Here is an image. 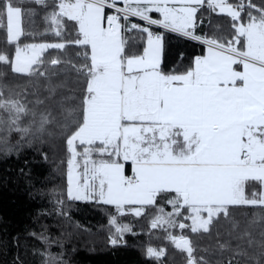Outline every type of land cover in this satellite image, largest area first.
Here are the masks:
<instances>
[{
    "label": "snow or ice",
    "instance_id": "6c2138e0",
    "mask_svg": "<svg viewBox=\"0 0 264 264\" xmlns=\"http://www.w3.org/2000/svg\"><path fill=\"white\" fill-rule=\"evenodd\" d=\"M205 12L227 18L228 34L209 35ZM35 15L22 0H0V30L12 46L0 50V65L43 78L53 95L61 65L82 82L57 125L67 154L66 197L114 208L109 243L135 234L117 216L146 212L186 264H208L190 234H211L221 220L237 241L250 237L234 210L264 209V0H55L41 35L57 39L22 43L32 35L25 20ZM167 34L203 45L205 54L183 72L166 70ZM69 48L78 63L61 58ZM0 109L9 114L7 131L28 133L20 124L27 107L2 89ZM51 122L42 117L41 130ZM165 254L146 248L160 264Z\"/></svg>",
    "mask_w": 264,
    "mask_h": 264
},
{
    "label": "trees",
    "instance_id": "16d2710c",
    "mask_svg": "<svg viewBox=\"0 0 264 264\" xmlns=\"http://www.w3.org/2000/svg\"><path fill=\"white\" fill-rule=\"evenodd\" d=\"M47 2L49 7L42 8L31 0H22L25 9L36 11L33 23L25 20L26 32L45 36L41 35L47 27L42 17L55 0ZM254 2L259 4L261 0ZM203 18L209 35L228 34L227 18L207 12ZM208 19L212 25L207 24ZM32 35H25L23 43L34 42ZM38 41L52 39L43 37ZM140 47L137 43L134 51ZM0 50L12 51V46L5 45L2 30ZM74 52V48H69L67 55H60L78 63ZM202 54L205 47L197 42L175 34L165 36L164 65L168 71L183 72L193 57ZM60 69L54 78L59 86L53 95L43 78L19 76L8 66L0 65V89L27 107L20 124L29 129L27 134L7 131L9 114L0 109V264H160L147 257L148 246L165 251L163 264H186L185 254L169 243L166 233L150 227L149 212L141 217L117 216L118 222L131 225L135 234H126L123 243L114 247L109 243V221L117 215L114 208L67 199V154L57 125L63 120L65 109L77 103L75 98L81 94L82 82L70 67L61 65ZM44 116L52 122L41 130ZM43 153L47 158H43ZM234 219L250 237L237 241L231 223L221 220L211 234H190L197 255L208 264H228L229 260L232 264H264V209L239 208L234 210ZM249 238L253 241L251 246L247 243ZM226 241H230V246L221 249L220 244ZM241 251L244 254L238 255Z\"/></svg>",
    "mask_w": 264,
    "mask_h": 264
},
{
    "label": "rangeland",
    "instance_id": "374dc122",
    "mask_svg": "<svg viewBox=\"0 0 264 264\" xmlns=\"http://www.w3.org/2000/svg\"><path fill=\"white\" fill-rule=\"evenodd\" d=\"M43 37H47V38H49V39H52V41H54V40H56L57 38L56 37H54V36H52V35H45V36H37L36 34H34V35H32L31 36V39H32V41H34V42H40V41H38L39 39H41V38H43ZM24 37H22L21 38V42L23 43L25 40L23 39Z\"/></svg>",
    "mask_w": 264,
    "mask_h": 264
},
{
    "label": "built area",
    "instance_id": "2783aa9c",
    "mask_svg": "<svg viewBox=\"0 0 264 264\" xmlns=\"http://www.w3.org/2000/svg\"><path fill=\"white\" fill-rule=\"evenodd\" d=\"M133 19H135V18H133ZM137 22H139V21H137ZM139 23H143V22H139Z\"/></svg>",
    "mask_w": 264,
    "mask_h": 264
},
{
    "label": "crops",
    "instance_id": "0c3cea01",
    "mask_svg": "<svg viewBox=\"0 0 264 264\" xmlns=\"http://www.w3.org/2000/svg\"><path fill=\"white\" fill-rule=\"evenodd\" d=\"M154 15H156V14H154Z\"/></svg>",
    "mask_w": 264,
    "mask_h": 264
}]
</instances>
